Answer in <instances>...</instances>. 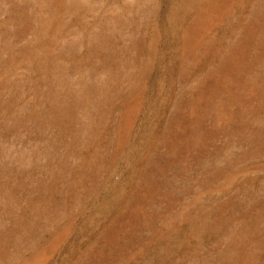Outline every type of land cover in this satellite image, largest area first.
Wrapping results in <instances>:
<instances>
[{"label":"rangeland","instance_id":"rangeland-1","mask_svg":"<svg viewBox=\"0 0 264 264\" xmlns=\"http://www.w3.org/2000/svg\"><path fill=\"white\" fill-rule=\"evenodd\" d=\"M263 40L264 0H0V264H264Z\"/></svg>","mask_w":264,"mask_h":264},{"label":"bare ground","instance_id":"bare-ground-1","mask_svg":"<svg viewBox=\"0 0 264 264\" xmlns=\"http://www.w3.org/2000/svg\"><path fill=\"white\" fill-rule=\"evenodd\" d=\"M260 28H261V27H260ZM255 38H256V37H255ZM263 41H264V40H263ZM201 169H202V168H201ZM205 170H207V169H205ZM203 172H204V171H203ZM205 172H206V171H205ZM205 172H204V173H205ZM199 187H200V186H199ZM20 255H21V254H20ZM19 257H20V256H19ZM20 259H21V258H20ZM17 260H18V259H17Z\"/></svg>","mask_w":264,"mask_h":264}]
</instances>
